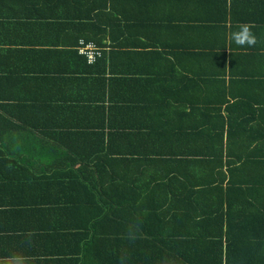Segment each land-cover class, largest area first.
<instances>
[{
    "label": "crops",
    "instance_id": "crops-1",
    "mask_svg": "<svg viewBox=\"0 0 264 264\" xmlns=\"http://www.w3.org/2000/svg\"><path fill=\"white\" fill-rule=\"evenodd\" d=\"M87 17H101L109 35L106 57L94 65L73 54L77 33L68 29V19ZM242 24L257 36L254 47L232 41ZM20 97L28 106H16ZM219 129L235 130L232 160L243 167L196 173L194 162L211 161L196 152ZM196 130L207 140H196ZM162 152L177 154L164 158L165 176L187 161V176L210 183L209 197L226 191L250 201L223 258L177 235L197 229L191 218L172 225L177 234L160 238L163 245L123 237L117 248L114 236L85 230L101 207L84 200L85 188L96 193L98 185L82 179L118 173L94 163L115 168L126 157L133 169L124 167L131 181L122 191L132 198L133 183L161 176L138 167ZM130 197L127 209L150 208ZM171 202L151 206L196 208ZM204 228L217 233L213 220ZM13 255L26 264H264V0H0V264Z\"/></svg>",
    "mask_w": 264,
    "mask_h": 264
},
{
    "label": "trees",
    "instance_id": "trees-1",
    "mask_svg": "<svg viewBox=\"0 0 264 264\" xmlns=\"http://www.w3.org/2000/svg\"><path fill=\"white\" fill-rule=\"evenodd\" d=\"M68 20L71 22L68 23L69 31L77 33L75 35L76 46L81 39H84L86 41H93L97 43L103 49L107 47L104 42L109 35L107 30L103 27L105 24L101 23V17H87L84 19ZM73 54L82 58L84 63L87 64L86 59L80 56L77 51L73 52ZM105 57L106 51L104 52V56L99 59L98 62L104 60ZM4 100H8V102L10 101V99ZM13 101L17 102L16 106L25 107L28 106L27 102H29V99L20 97L18 99H13ZM166 117L167 116L164 115V118ZM165 132L167 131H155V133H157L156 136L162 139L168 137ZM195 132L197 134L196 140L198 138H205V141L207 140V134L203 135V131L196 130ZM209 133L210 139L206 142V151L203 153L196 152L195 155L206 159L209 158L208 160L211 161L194 162L193 168L195 169V172H203L205 169L221 171L225 166H227L229 170H231L232 167L235 168V170L242 168L244 163H241V165L237 167L236 161H234L235 159L232 160L234 154L231 150L232 144H230V142L232 137H235L236 135L235 130L228 129L227 131H224L219 129L210 131ZM116 134L122 135L123 133ZM239 135L240 138L243 139L245 133H242L241 131L239 132ZM180 138L183 139L182 141L186 142V133ZM184 154L186 155L187 152H184ZM176 155L177 154L169 155L166 152L158 153L155 156V158H158V161L147 162L144 163L141 168L138 167L139 171L146 173L151 166H155L162 174L161 176L159 175L153 177L152 180L147 182H142L143 179H141V181L138 179L139 181L133 183L137 192L132 196V198L128 192L124 193V191H122L125 184L128 185L131 181L130 178H125L123 175V171L125 170L124 167L128 165L126 170L133 169L132 164L125 159L126 157L116 159L112 164L115 168L109 164V160H99V163H94L96 165V170L116 169L118 173L116 174L113 172L115 176H110L108 180L103 179V177L92 178L86 176L82 179L83 185L86 183L98 185V188H96L98 191L96 193H89V188H85L88 192L84 195V200L98 203L101 207L100 210L93 214V216H89L90 218L95 219V221H93L90 226H85V230H89V234L93 233V236H97L99 234H104V236H114L117 241V248L120 246L122 247L123 237L128 239L132 238L133 243L135 242L136 245H138L143 238H147L149 243L154 244L158 241L157 243L163 245L166 243V240L160 241V238H166V236L171 237L177 234L169 231L171 227L178 224L185 227L186 223H189V218H191L194 223L197 224V229L192 232L187 230L180 231L177 235H186L188 238L192 239L190 241V244L193 245L192 249H202V245L204 244L203 242H205L204 249H212L213 247V249L215 248L219 251L220 258H223L225 241L226 251L230 252L234 250L236 243L235 240L231 239V225L236 226L234 220L246 217V214L244 213H247L248 211L242 207L244 202L249 203L250 201L239 200L238 203L232 201L230 200V193L227 194L226 191H223L221 195L212 194V197H209L207 189L211 187L210 183L202 184L195 181L197 179L194 180L187 176V168L189 165L187 161L173 163V169L175 171H173L172 175L165 176L167 164L170 161H167L164 158H174ZM225 155L229 159L226 163L224 162ZM127 173L128 172L125 171L124 174ZM133 173H135L134 170ZM228 192H230L229 189ZM126 197H130L133 203H138L140 198L142 201L148 203L150 208L138 209L132 205L131 208L127 209ZM159 201H163L164 205L172 203L171 201L179 202L180 204H184L186 206H190V203H192L196 208L193 211H190L188 208L182 210L163 207L161 209L152 208L151 205H156L155 203ZM208 203H213V206L207 207ZM235 203L239 205L240 209L235 208L237 205ZM211 220L215 221L217 233L208 232L207 228H204ZM129 226L131 230H125L128 229ZM213 238L217 240L215 242H211L213 241ZM210 245H212V247Z\"/></svg>",
    "mask_w": 264,
    "mask_h": 264
},
{
    "label": "clouds",
    "instance_id": "clouds-1",
    "mask_svg": "<svg viewBox=\"0 0 264 264\" xmlns=\"http://www.w3.org/2000/svg\"><path fill=\"white\" fill-rule=\"evenodd\" d=\"M231 39L241 48L254 47L258 43L257 36L246 24L240 25L238 31L232 32ZM7 259L9 260V264H26V258L22 255H13ZM123 259V257L120 258L121 262Z\"/></svg>",
    "mask_w": 264,
    "mask_h": 264
},
{
    "label": "built area",
    "instance_id": "built-area-1",
    "mask_svg": "<svg viewBox=\"0 0 264 264\" xmlns=\"http://www.w3.org/2000/svg\"><path fill=\"white\" fill-rule=\"evenodd\" d=\"M78 54L84 57L89 65H94L103 57L104 49L93 41L81 39L77 45Z\"/></svg>",
    "mask_w": 264,
    "mask_h": 264
}]
</instances>
